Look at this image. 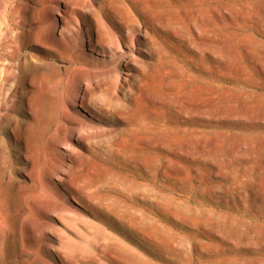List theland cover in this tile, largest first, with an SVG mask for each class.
<instances>
[{
	"label": "rangeland",
	"instance_id": "rangeland-1",
	"mask_svg": "<svg viewBox=\"0 0 264 264\" xmlns=\"http://www.w3.org/2000/svg\"><path fill=\"white\" fill-rule=\"evenodd\" d=\"M123 1L162 27L83 157L57 146L56 4L0 0L19 53H0V264H264V0ZM68 154L80 203L54 177Z\"/></svg>",
	"mask_w": 264,
	"mask_h": 264
},
{
	"label": "bare ground",
	"instance_id": "bare-ground-1",
	"mask_svg": "<svg viewBox=\"0 0 264 264\" xmlns=\"http://www.w3.org/2000/svg\"><path fill=\"white\" fill-rule=\"evenodd\" d=\"M50 2L56 4L54 9H57L58 14L51 24L60 37L66 38L65 58L69 64L64 67L63 72H59V78L51 91L54 106L59 110L58 119L54 124V127L61 131L57 146L67 145V150L72 155L87 157L91 151L90 146L96 145V140L104 139L111 133L110 129L99 124L106 123L108 118L104 114L112 119L124 118V115H121L124 108L117 102L122 99L130 82L139 77L138 57L143 55L146 47H152L153 34L150 33H155L162 27L161 20L156 15L143 13L140 4L131 1ZM104 7H107L108 11H104ZM76 34L80 35V43L75 37ZM52 41L47 38L41 43L48 47ZM9 46V40L0 41V53L10 58L18 57L17 52L7 53ZM98 60L104 66L98 63L97 66H92ZM122 66L126 70L124 73L121 72ZM69 71H74V85L67 82ZM103 94L113 101L112 105L99 101ZM93 119L97 122H93ZM113 131L119 133L115 129ZM66 156L64 161L59 160L60 167L55 170L54 177L62 193L80 203L79 199L89 198L93 185L83 182L70 183L67 169L73 164V160L71 155ZM54 207L62 211L68 208L66 205Z\"/></svg>",
	"mask_w": 264,
	"mask_h": 264
}]
</instances>
